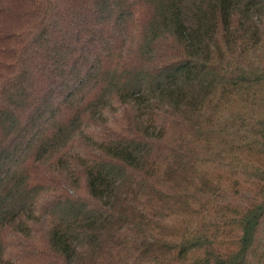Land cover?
Segmentation results:
<instances>
[{"label":"trees","instance_id":"trees-1","mask_svg":"<svg viewBox=\"0 0 264 264\" xmlns=\"http://www.w3.org/2000/svg\"><path fill=\"white\" fill-rule=\"evenodd\" d=\"M0 264H264V0H0Z\"/></svg>","mask_w":264,"mask_h":264}]
</instances>
